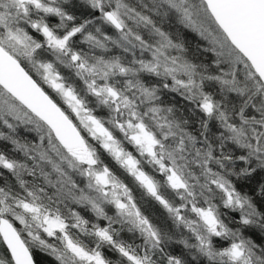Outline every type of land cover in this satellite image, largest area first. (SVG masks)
<instances>
[{"label": "snow or ice", "instance_id": "1", "mask_svg": "<svg viewBox=\"0 0 264 264\" xmlns=\"http://www.w3.org/2000/svg\"><path fill=\"white\" fill-rule=\"evenodd\" d=\"M0 128V264H264V0H0Z\"/></svg>", "mask_w": 264, "mask_h": 264}, {"label": "trees", "instance_id": "2", "mask_svg": "<svg viewBox=\"0 0 264 264\" xmlns=\"http://www.w3.org/2000/svg\"><path fill=\"white\" fill-rule=\"evenodd\" d=\"M174 30H175L176 34L179 33L180 40L183 41L186 45V48H187L186 56L188 59L192 60L194 63L211 64L212 57L208 53H203V51L201 50V47H200V43H199L198 39L194 36V34H192L187 29L180 27V26H176V25H174ZM169 99L173 100L177 104L178 107H182V105L184 104V102L181 100V98L175 94H171ZM20 136H21V138H26L28 140H32L34 134L33 133H27V132H24L23 130H21ZM0 150L6 151L7 154L13 158L19 159L21 161L24 160V157L22 156V154L13 152L12 145L5 142V141H0ZM29 164H30V162H29ZM5 174L9 175V178L14 182V178H12L10 176V174H7L6 171H5ZM25 179L29 180V181L33 180L32 177H28V176H25ZM255 180L259 181L260 175H257L255 177ZM250 187H252V185H247L245 187V190H248V188H250ZM246 234H248L250 237H254V236H252L251 232L246 231ZM124 238L129 239V236L127 234H125ZM254 240H255V237H254ZM256 242L260 243L259 240H257Z\"/></svg>", "mask_w": 264, "mask_h": 264}, {"label": "rangeland", "instance_id": "3", "mask_svg": "<svg viewBox=\"0 0 264 264\" xmlns=\"http://www.w3.org/2000/svg\"><path fill=\"white\" fill-rule=\"evenodd\" d=\"M77 2H78V0H77ZM82 9H78V10H76V14L77 15H79L80 14V11H81ZM86 15H87V13H85ZM155 18V17H154ZM158 19V18H157ZM52 23H56V22H58V18H52V21H51ZM174 25H176V26H180V27H182L181 25H178L176 22H175V20L174 19H172V20H165L163 23H161L160 24V26L165 30V31H169L170 33H172L173 35H175L176 34V32H175V30H174ZM108 32H109V34H111V32L113 31V30H111V29H106ZM188 31H190L189 29H187ZM192 34H194V36L198 39V41H199V43H200V47H201V50L203 51V48L204 47H206L207 46V43H206V41H203V40H201V38L196 34V33H194V32H192V31H190ZM82 47H86V45H82ZM208 54H210V56L212 57V54L211 53H208ZM66 71V70H65ZM181 109H183V105H182V107H180ZM185 115H187V113H185ZM198 127V125H193V127ZM0 131H7L6 129H2V128H0ZM78 179V178H77ZM85 215L86 216H88V215H90L89 213H85ZM245 234V236L246 237H250L248 234H246V232L244 233ZM130 238V237H129ZM251 238H253L254 239V237H251ZM137 242H139V241H137ZM169 251H172L173 252V254H177V255H179L180 253H181V251L183 250V246L182 245H175V244H173V245H171L170 247H169V249H168ZM106 251V255H108L110 258H112V259H116V254L115 253H108L107 252V250H105ZM189 259H190V257H188Z\"/></svg>", "mask_w": 264, "mask_h": 264}]
</instances>
